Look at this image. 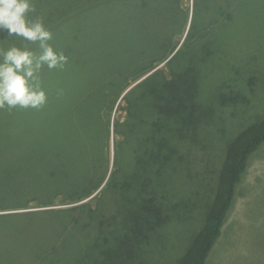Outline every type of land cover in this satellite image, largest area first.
I'll return each mask as SVG.
<instances>
[{
	"label": "rangeland",
	"instance_id": "374dc122",
	"mask_svg": "<svg viewBox=\"0 0 264 264\" xmlns=\"http://www.w3.org/2000/svg\"><path fill=\"white\" fill-rule=\"evenodd\" d=\"M137 2L141 0H35L36 12L31 15L33 18L42 17L50 26L53 33L50 43L57 51L63 52L68 60L63 67L49 69L45 66L41 72V86L47 93L46 103L40 106L41 113L44 114L43 120L37 119L29 111L30 107L0 109V167L5 171L4 163L11 158L7 148L11 140V129L21 130L22 125L16 126L27 123L29 127L30 123L38 121L42 126L41 121L45 122L49 118L59 128L56 135L58 140H50L43 130L33 125L30 137L36 132L42 136V141L39 142L42 149L54 146L51 150L59 156L77 159L87 173V181L84 180L83 185L78 188L92 185L102 172L105 140L103 129L106 120L99 113L96 94L85 95L89 102L84 109L65 101L63 96L70 93L69 85L99 88V84L104 83L109 75L107 67L111 69L127 64L129 69L134 70L140 65L136 60L139 53L145 59L156 58L159 63L143 78L158 69H183L189 61L202 66L199 90L206 106L202 108L213 112L205 122L211 127L207 131L210 134L206 135V140L200 142L193 140V135L190 136L191 142L180 150V169L168 164L172 163L175 154L173 152L166 164L168 175L164 178L167 181L157 183L159 192L167 195L173 194L174 187L177 199L176 209L172 213L174 217L164 231L166 246L160 260L163 264H178L177 258L186 243L203 225L206 210L214 196L213 184L224 158L227 139L236 130L264 114V0H233L226 16L216 15L215 21L210 24L209 34L199 38L197 42H191L187 37L191 23L189 20L183 37L162 48L157 47L146 31L138 33L133 30L131 22L149 19L148 0H144L141 15L134 11V8L141 7ZM194 2L195 0H186L185 5L192 8ZM77 35L80 40L75 43L74 37ZM93 36L103 39L97 43H89L88 40ZM4 40L9 44L22 43L18 37H10L7 29L0 28V41ZM37 47L36 51H39L38 44L34 46ZM66 67L77 70L75 77L67 75ZM136 83L138 82L131 81L132 85L124 87L112 109L111 121H123L126 118L127 111L120 107L122 102L125 103L122 97ZM77 110H82L87 119L82 120L83 115L76 113ZM152 117L151 109L143 114L127 146L135 147L136 139L140 142L154 130L148 123ZM144 118L146 120L140 121ZM199 120L201 121V117ZM171 121L174 123V119ZM167 135L172 137L171 133ZM117 137H121V134L115 133L113 128L106 152V167L109 172L93 196L103 193L110 171L114 168ZM44 160L45 156L37 159L39 163L24 172L27 178L0 171V203L14 202L12 197L15 193L27 197L36 195L39 190L48 189V165L41 164ZM144 163V158L128 156L126 165L132 166L136 171ZM160 177L162 176L158 179ZM120 181L119 177L115 179L117 184ZM23 186L25 188L20 190ZM108 188L115 197L110 213L122 219L128 203L125 202L122 190L115 189L114 182ZM125 194L129 195L130 192ZM182 198L185 200L184 208L179 201ZM53 200L56 203V199ZM86 200L51 207L60 209L66 216V209ZM21 211L24 209L4 210L0 206V264H95L100 255L99 250L70 256L71 252L82 250L78 246L70 251L71 245L75 243L74 236L64 240L58 253L46 254L39 260L38 256L51 246L43 237L51 235L54 227L50 226L52 231L49 234L48 226L44 222L35 221L34 216V220H31L23 215H14ZM230 212L222 236L211 249L206 264H264V144L239 184ZM78 229L75 230L72 226L70 231H79L80 234L84 232L83 229ZM103 229L108 231L107 227ZM94 231L91 230L93 236L97 233H93Z\"/></svg>",
	"mask_w": 264,
	"mask_h": 264
},
{
	"label": "trees",
	"instance_id": "16d2710c",
	"mask_svg": "<svg viewBox=\"0 0 264 264\" xmlns=\"http://www.w3.org/2000/svg\"><path fill=\"white\" fill-rule=\"evenodd\" d=\"M232 2L233 0H195L191 8L185 5L186 0H148V21L137 20L131 24L135 32L146 31L148 37L158 45L157 47L162 48L183 37L190 20L187 37L191 42H197L199 38L202 39L204 35L209 34L210 24L215 21L216 15L226 16ZM143 3L144 0L137 2L141 7L134 8L138 15L144 10ZM102 39L93 36L88 42L97 43ZM79 40L78 35L74 37L75 43ZM37 49L38 47L35 48ZM90 54L93 55L91 52ZM136 60L140 65L131 70L127 64L110 69L107 67L108 59H106L105 66L109 75L104 83L99 84V88L68 84L70 93L63 96L65 101H70L78 108L84 109L89 102L85 95H98L96 103L100 108L99 113L105 116L106 122L103 129L104 162L101 175L94 184L78 188L83 185L84 180L87 181V173L78 164V160L59 156L51 150L54 146L42 149L39 145L42 136L36 132L30 137L33 125L43 130L50 140H58L56 135L59 128L54 122H50L49 118H46L45 122L41 121L42 126L39 125V121L30 123L29 127L24 123L16 126L22 125L23 129L10 131L11 140L7 148L11 158L4 163L5 171L0 167L1 172L27 178L24 172L39 163L37 159L45 156L41 164L48 165L46 173L50 184L48 189L39 190L36 195L27 197L15 193L12 197L14 202L0 203L4 210L23 208L22 213L14 215H23L31 220H34V216L35 221L44 222L48 226L49 234L53 230L51 235L43 237L51 246L38 256L39 260L46 254L58 253L64 240L74 236L75 243L71 245L70 251L78 246L84 250L73 251L70 256H80L99 250L100 255L95 264H163L160 257L164 255L163 250L166 246L164 231L174 217L172 213L176 209L177 199H175L174 187H172L173 194L167 195L159 192L157 183L167 181L164 178L168 169L166 164L173 152L175 154L172 163L168 164L180 169L182 163L180 150L191 142L190 136L193 135V140L197 142L206 140V135L210 134L207 131L211 127L205 122L213 112L210 113L209 110L202 108V106L206 107L199 90L202 66L189 61L183 69L168 71L158 69L143 78L159 63L156 58L145 59L142 53L137 55ZM66 69L67 75L75 77L76 69L67 67ZM131 81L138 83L133 84V87L123 95L122 99H125V103L122 102L120 105L127 111L126 118L123 121L118 119L111 121L112 109L123 93L124 87L131 84ZM53 99L55 98H51ZM149 109L153 111V117L156 116V119L152 117L148 121L154 130L142 141L138 142L136 139L135 147L127 146L135 133L138 120ZM29 111L37 119L43 120L44 114L41 113L40 107H30ZM76 113L83 115L82 120L87 119L82 110H77ZM171 119H174V123ZM142 120L146 119L140 121ZM113 128L115 133L121 134V137L115 140L114 168L110 171L103 193L93 196L109 172L106 167V152ZM169 133L172 137L167 135ZM263 144L264 114L236 130L227 139L224 158L213 184L214 196L206 210L203 225L186 243L177 258L178 264H206L211 249L222 236L223 227L234 206L237 188L243 181L253 158L260 154ZM128 156L144 158L143 167L136 171L132 166L127 167ZM159 176L162 177L158 179ZM117 177L121 179L118 184L115 182ZM113 182L115 189L122 190L125 202L128 203L122 219L110 213L115 197L108 186ZM24 188L25 186L20 190ZM126 192L130 194L126 195ZM53 198L56 199V203ZM85 199L87 200L66 209V216L60 209L51 207L77 203ZM179 201L183 208L186 207L184 198ZM50 226L54 228L50 230ZM72 226L75 230L79 228L78 230L83 229L84 232L80 234L79 231H70ZM105 227L108 231L103 229ZM92 229L95 230L93 233L97 231L94 236L91 234Z\"/></svg>",
	"mask_w": 264,
	"mask_h": 264
},
{
	"label": "clouds",
	"instance_id": "9594fccd",
	"mask_svg": "<svg viewBox=\"0 0 264 264\" xmlns=\"http://www.w3.org/2000/svg\"><path fill=\"white\" fill-rule=\"evenodd\" d=\"M35 0H0V28L22 43L0 41V109L38 108L47 101L41 72L63 67L68 57L50 43L53 33L42 17L33 18ZM39 45V51L34 46Z\"/></svg>",
	"mask_w": 264,
	"mask_h": 264
},
{
	"label": "water",
	"instance_id": "95a60500",
	"mask_svg": "<svg viewBox=\"0 0 264 264\" xmlns=\"http://www.w3.org/2000/svg\"><path fill=\"white\" fill-rule=\"evenodd\" d=\"M130 88H131V87H130ZM130 88H129V89H130ZM129 89H128V90H129ZM126 92H127V91H125V93H124L123 95H125V94H126Z\"/></svg>",
	"mask_w": 264,
	"mask_h": 264
}]
</instances>
